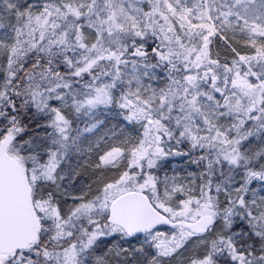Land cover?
<instances>
[{"label":"snow or ice","instance_id":"obj_1","mask_svg":"<svg viewBox=\"0 0 264 264\" xmlns=\"http://www.w3.org/2000/svg\"><path fill=\"white\" fill-rule=\"evenodd\" d=\"M0 264H264V0H0Z\"/></svg>","mask_w":264,"mask_h":264}]
</instances>
